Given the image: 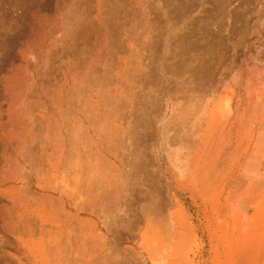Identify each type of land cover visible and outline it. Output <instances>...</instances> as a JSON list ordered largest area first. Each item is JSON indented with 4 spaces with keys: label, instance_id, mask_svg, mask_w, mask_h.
Instances as JSON below:
<instances>
[{
    "label": "rangeland",
    "instance_id": "obj_1",
    "mask_svg": "<svg viewBox=\"0 0 264 264\" xmlns=\"http://www.w3.org/2000/svg\"><path fill=\"white\" fill-rule=\"evenodd\" d=\"M48 33H53V39ZM61 34L63 40L60 38ZM40 35L44 38L39 37ZM47 35L50 38L48 40ZM40 44L45 45V49ZM47 44L55 46L50 45L51 48L46 49ZM39 49L45 52L48 50V56L47 52L42 55L40 53L38 60L36 52ZM50 49L54 50V54ZM52 55H56L53 60ZM68 57L73 60V64L76 61L75 66L71 65ZM23 61L28 68L32 67L27 75L29 91L23 90L25 93L18 86L21 83ZM40 61L51 63L49 68L53 66L50 71L44 63L43 72L49 69L45 73L46 78L44 73L35 70ZM35 63L39 64L34 66ZM63 67L69 71L76 67L70 72L72 76L77 75L73 77L76 86L77 80L80 82L82 78L83 84L87 80L91 82L83 88L81 82L77 86L86 88L91 99L80 88H75L78 93L75 94L76 100L75 95L72 97L71 94L75 90L70 93L71 99L66 92L68 101L64 95L60 96V100L56 98L59 96L57 90L60 80H63ZM38 73L42 76L36 77L35 74ZM50 75L54 83L50 90L54 87L55 91L46 94L49 97L45 96L47 100L44 97V104L41 105L36 87ZM9 77L14 78L12 89H8ZM40 77L45 79L42 81ZM77 77L82 78L79 81ZM78 90L85 95V100L89 99V102L83 99L84 102L92 103L96 98V103L101 107L94 103L99 106L95 108L99 112L92 116L95 111L91 110L95 105L90 103L89 119L92 117L95 120L93 117L100 114L102 108V115L98 114L99 117L102 116V132L105 130L109 133H97L105 137L96 135V132L93 135L95 129L91 124L95 121L91 120V123L88 119L87 141L85 140V145L89 142V152L86 150L89 153L88 160H91V164L95 163L93 167L96 170L103 171L97 176L104 175V178L93 175L96 171L94 172L90 163L88 172L91 174L87 173L90 179L87 178L90 182L88 184L93 188L100 179L103 182L96 187L97 190L88 187L93 190H88L90 194L99 193L97 204L100 205L101 202L103 213L115 204L112 199L113 191L117 189L122 192L119 203L107 211H114L118 217L113 219L111 215L102 216L100 212L101 219L99 218L100 222L96 226L99 238L109 242L114 249L113 257H116L119 264H264V0H0V172H6L4 185L0 176V188L7 187L11 179L15 183H21V176L24 175L19 187L22 186L20 191L24 190L26 195L24 199L23 193L19 191L23 198L18 196L14 201V194L18 195V191L13 195L0 193V248L5 245L8 254L1 249L0 252L7 258H19L9 259V264H12V260H15L13 263L20 264V261L31 263L40 258L39 255H34L30 244L33 243L32 239L34 242L37 239L36 243L49 241L38 240L42 223L46 230L57 229L51 223L45 222L48 221L46 217L49 219L55 210L50 209L49 204L42 207L38 203L43 197L40 187L45 185L49 188L50 184L47 182L51 180L47 178V164L44 162L53 153V147L45 140L48 132L45 125L56 114L51 113V100L53 103L58 102L56 105L59 104V107L60 103L61 106L66 104L62 106L65 109L60 107L58 111H68L71 121L68 118L66 121L69 124L75 123L72 115L77 118V113L74 116L71 110L75 113L78 107L71 100L73 98L78 103L82 100ZM97 91L101 96L95 94ZM30 92L34 93L31 95ZM55 98L57 102L54 101ZM15 99L21 102L17 101L16 107L11 111L10 104ZM20 103L26 108L25 111ZM27 105L30 113L27 112ZM70 105L74 108L71 109ZM19 109L20 112L30 114L27 117L24 115L27 119L32 114H38V118L35 116L34 120L40 121L43 116L45 118L40 122L42 125L36 121L28 124L24 118L26 126L31 124L34 127H27L32 129L27 130L34 133L31 135L36 141H29V136L27 144L21 135L23 142L20 145L26 143L22 150L19 147L16 149V140L11 139L15 133L10 132L15 127H9L8 121L15 116L14 111L18 112ZM18 114L23 116L24 113ZM44 114L48 116L45 117ZM22 116H19L21 121ZM98 120L96 119V123ZM66 121L63 123L67 125L62 123V126H68ZM102 121L100 120L101 123ZM51 122L54 125V120H50V125ZM4 123L9 125L4 126ZM6 127L11 129L5 130ZM28 131L26 137L29 135ZM5 133L14 144L4 138ZM72 133L69 135L67 132L73 140ZM90 137L92 138L89 139ZM95 137L104 138V143H101L103 149L98 150L100 156L97 150L94 151L99 148L93 145L96 144ZM64 139L71 140L66 136L60 140L63 144ZM72 140L70 142H74ZM60 141L57 139V142ZM29 142H33V146ZM40 146H44L45 151ZM98 159H102V164ZM88 160L86 157V162ZM17 161V166L21 162L19 168L15 167ZM63 163L66 165V159ZM10 166L13 169L10 170ZM90 168L93 169L92 172ZM93 176L99 179L95 184ZM26 198L30 199L32 205L22 208L19 203L26 202ZM14 202L19 205H14ZM87 208V213H90L92 209ZM23 210L25 214L29 210L31 214L35 213L28 214L33 217H30L31 222H27L28 219L24 222L28 215H21ZM5 211L18 216L13 219V215L8 214L13 223L16 219L15 222H21L22 226L23 222L21 232L12 231L16 223L11 227V221L9 224L6 222L7 218L4 220L5 216L8 217ZM41 211L46 216L43 219L38 216V213H43ZM59 220L60 223L61 220L64 221L62 215ZM8 224L12 233L7 227ZM76 225L75 223L76 229H79L80 225ZM82 226V230H75L79 232L78 235L83 233ZM47 234L44 237L41 235L42 238L46 240L49 237ZM65 234L61 237L62 241L67 240V237L64 238L67 235ZM74 237L72 243H76L77 237ZM50 240L53 242L52 237ZM75 245L81 247L82 241ZM83 251L85 249L82 248ZM1 260L2 264H8V259Z\"/></svg>",
    "mask_w": 264,
    "mask_h": 264
},
{
    "label": "bare ground",
    "instance_id": "obj_2",
    "mask_svg": "<svg viewBox=\"0 0 264 264\" xmlns=\"http://www.w3.org/2000/svg\"><path fill=\"white\" fill-rule=\"evenodd\" d=\"M68 25V24H67ZM65 28V27H64ZM40 29V28H39ZM63 28H61V30H62ZM54 30V29H53ZM39 31V30H38ZM43 31H44V29H43ZM64 31V30H63ZM73 31V30H72ZM37 32V31H36ZM42 32V31H41ZM48 32V31H47ZM53 32V31H52ZM50 33V32H49ZM49 33H48V35H49ZM53 34V33H52ZM52 34H50V35H52ZM64 34V33H63ZM48 35H47V40L48 39H50L51 37H53V35L52 36H50L49 35V37L50 38H48ZM56 35V34H55ZM54 35V36H55ZM60 35V34H59ZM62 35V34H61ZM39 37H43V35H40ZM38 38V37H37ZM44 38V37H43ZM42 38V39H43ZM60 38H62V40L64 39V37H63V35L60 37ZM39 39V38H38ZM51 39H53V38H51ZM55 39V38H54ZM45 40V39H44ZM47 40H45L44 42L45 43H48L47 42ZM33 41V40H32ZM67 41V40H66ZM55 42V41H54ZM53 42V43H54ZM63 42V41H62ZM65 42V41H64ZM34 43H36V42H34ZM34 43H32V44H34ZM44 43V44H45ZM49 43H50V41H49ZM66 43V42H65ZM70 43V42H69ZM68 44V43H67ZM41 46L43 45V44H40ZM40 45H36V46H39V47H41ZM50 45L52 46H55L54 44H49V46H48V44H47V48L46 49H48V47H50ZM63 45V44H62ZM44 46L45 45H43L42 46V48H44ZM79 47V46H78ZM38 48V47H37ZM51 48V47H50ZM53 48V47H52ZM64 48V47H63ZM45 49V48H44ZM57 49H58V47H57ZM40 51H38V52H36V54H38L37 55V59L39 60V58L41 57L40 56V53H41V55H42V53L43 54H46V52H47V56H48V50L45 52V50L44 51H42L41 49H39ZM52 49H50V51H51ZM65 50V49H64ZM54 50H52L51 52L54 54V52H53ZM57 50L55 49V52H56ZM79 51V50H78ZM32 52V51H31ZM51 52H49V53H51ZM58 52H59V49H58ZM65 52V51H64ZM30 54V53H29ZM33 54V53H32ZM56 54V53H55ZM59 54H60V52H59ZM58 53H57V55H59ZM98 54V53H97ZM45 55V56H46ZM50 56H51V54H49ZM62 55V54H61ZM100 55V54H99ZM30 56V55H29ZM36 56V55H35ZM34 56V57H35ZM44 56V55H43ZM53 57L51 58L52 60L55 58V56L54 55H52ZM39 57V58H38ZM67 57V56H66ZM25 58H29V57H25ZM47 58H50V57H47ZM69 58V62H71L72 64L71 65H73V66H75V63H76V61H74V64H73V60H71L70 59V57H68ZM30 59H32V58H30ZM41 59H43V58H41ZM95 59H97V58H95ZM94 59V60H95ZM33 60V59H32ZM36 60V59H35ZM46 60V59H45ZM59 60V59H58ZM63 60V59H62ZM71 60V61H70ZM48 61H50V59H48ZM93 61V60H92ZM24 62V61H23ZM35 62V61H34ZM41 63H43L42 65H43V67L41 68L40 66H41V63H40V65H38V64H33L34 66L36 65H38L39 67H37V69H35L36 71H40V73H44L43 72V68H45L44 67V63H46V67L47 68H49V64H51V63H49V64H47L48 62H43V61H40ZM51 62V61H50ZM67 62V61H66ZM98 62V61H97ZM33 63V62H32ZM65 63V62H64ZM63 63V64H64ZM86 63V62H85ZM90 63H92V62H90ZM68 63H66V65H67ZM70 64V63H69ZM99 64V63H98ZM101 64V63H100ZM24 68L21 70V71H23L22 72V77H21V83L18 85V86H20L21 87V89H19V90H21V92L24 90V91H26V89L29 91V86L30 85H28V87H27V84L29 83L28 82V79H27V75L28 74H30L29 72L31 71V69L30 68H32V67H30V68H28V65L26 66V64H25V62L24 63H22L21 64ZM20 65V66H21ZM58 65V64H57ZM87 65V64H86ZM96 65V64H95ZM25 66H26V68H25ZM33 66V67H34ZM65 66V65H64ZM85 66V65H84ZM88 66V65H87ZM53 67V66H52ZM51 67V68H52ZM62 67V66H61ZM66 67V66H65ZM72 67V66H71ZM71 67H70V69H71ZM93 67V66H92ZM34 68H36V67H34ZM39 68H41L42 69V72H41V69H39ZM46 68V69H47ZM51 68H49L50 69V71L52 70ZM68 68H69V65H68ZM76 68V67H75ZM75 68H74V70H75ZM78 68H80V67H78ZM21 69V68H20ZM49 69H48V71H49ZM62 69V68H61ZM73 69V68H72ZM71 69V70H72ZM71 70L69 71V69H67V68H64L63 67V70H62V72H63V80L61 79L60 81H61V83H59V86H58V93H59V96H57V95H55V97L56 98H59V100H60V96H63L64 95V98H66L67 99V101H68V99L70 98V93H71V91L73 92L74 90H75V88H80V90H83L84 92H83V94L84 93H86V95H87V91L85 90V89H82L83 88V86L85 85V84H87L88 82H90V81H88L87 80V82L85 83V84H83L81 81H83L84 79L82 78L85 74H84V72H83V76L80 78L81 79V81H80V79H79V81L81 82V85H82V88L81 87H77V86H80V82H78V80H77V86H76V83H74L73 81H74V79H73V77L76 75V74H74V76H72V74H70V72H71ZM74 70H72V71H74ZM88 70H90V68H88ZM95 70V69H94ZM16 71V70H15ZM33 71V70H32ZM45 71V73H46V71L47 70H44ZM47 71V72H48ZM80 72V71H79ZM89 72V71H88ZM35 73H37V72H35ZM40 73H38V75L37 74H35L36 75V77L37 76H42V75H39ZM43 74V76L46 78V74ZM51 73H53V71L51 72ZM81 73V72H80ZM31 74H32V72H31ZM33 75V74H32ZM32 75H30V76H32ZM79 75V74H78ZM87 75H89V74H87ZM11 76V75H10ZM48 76V75H47ZM55 76V75H54ZM71 76H72V78H71ZM77 76V75H76ZM98 76V75H97ZM16 77V76H15ZM20 77V76H19ZM33 77V76H32ZM44 77H40V78H42L41 80L43 81V78ZM50 77L52 78V76L50 75L49 76V78L47 77V80H45V82H40V83H38L37 84V87H36V91H37V94H38V96H39V99L41 100V105H43L44 104V101H45V99H46V97L48 96H46V94H50L49 92L50 91H52L53 90V88H52V90H50V88L52 87V86H54V83H52V79H50ZM29 78V77H28ZM44 78V79H45ZM87 78V77H86ZM85 78V79H86ZM89 78V77H88ZM92 78V77H91ZM9 79H10V81H8V84H9V87H8V89L10 88V89H12V83H13V81H14V78H11V77H9ZM36 79V78H35ZM50 79V80H49ZM96 79H98V78H96ZM30 80H31V78H30ZM38 80V79H37ZM36 80V81H37ZM76 80V79H75ZM32 81V80H31ZM30 81V82H31ZM53 81H55L54 79H53ZM98 81V80H97ZM33 82V81H32ZM76 82V81H75ZM37 83V82H36ZM91 83V82H90ZM95 83V82H94ZM93 83V84H94ZM32 85V84H31ZM57 86V85H56ZM86 86V85H85ZM89 86V85H88ZM74 87V88H73ZM93 87H95V86H93ZM31 88H32V86H31ZM30 88V90L32 91V89ZM35 88V87H34ZM98 88L99 87H97V90H98ZM80 90H78V92L80 91ZM90 90V89H89ZM96 90V89H95ZM23 91V92H24ZM35 91V90H34ZM53 91H55V89L53 90ZM86 91V92H85ZM93 91V90H92ZM98 91H100V90H98ZM96 92L95 94H97L98 93V95L99 96H101L100 94H99V92ZM66 92H67V94L69 95V98H68V96H66L65 94H66ZM81 92V91H80ZM101 92V91H100ZM25 93V92H24ZM31 93V95L34 93H32V92H30ZM19 95L21 94L20 93V91H19V93H18ZM56 94H57V92H56ZM72 94V97H74L73 95H75V94H78V93H76V90L73 92V93H71ZM94 93L92 94V95H95ZM53 95H54V92H53ZM80 95V94H79ZM89 95V94H88ZM88 95H87V97H88ZM91 95V94H90ZM90 95H89V97H90ZM97 95V96H98ZM12 96H14V95H12ZM16 96V95H15ZM21 96H23V95H21ZM24 96H25V94H24ZM23 96V97H24ZM27 96V95H26ZM46 96V97H45ZM66 96V97H65ZM81 98H82V100L81 101H79V103H78V101H73L74 99L72 98V100H71V102H76L77 104H75V105H77V107H78V109H76V111L77 112H75V113H73L72 112V110H71V113L72 114H74V116H75V114L77 113V118H76V116H75V118H73V115H72V120L73 119H75L73 122H75V123H70V124H72V126H70V124H69V122H67L66 121V119L69 121H71V118L69 119V115H70V117H71V114H69V112L67 111V110H64V111H67L66 113L65 112H63L62 110L63 109H65V107L63 108L62 106L63 105H66V104H62V106H61V103H60V101H59V103H60V107H61V109H60V112L58 111L59 109L58 108H60L59 107V104L58 105H56L58 102V100L55 98V102H57V103H53V101L51 100L50 102H52V104L54 105L55 104V107L52 105V112L51 113H56V114H54L55 115V117H53V118H49L48 119V122H47V124L45 125L46 127H47V129L45 128V130H48V132H47V134H46V142L48 141L49 142V144L51 143V145H52V147H53V153H50L49 154V157H47L46 155H47V152H45L46 154H45V156L47 157V158H45L46 159V162H44L45 164H47V167H46V174H48V179H51V180H49L47 183H49L50 184V186H49V188H47L48 186H46L45 187V185L43 186L42 185V187H40V189H41V191H42V195H43V197H42V195H41V197H42V199L38 202L40 205H42V207L43 206H48V204L51 206V208L50 209H53V210H55V212H53V214L55 213V215H49L50 217H49V219L46 217V216H44V211H41V212H43V213H38L37 215L38 216H40V218L41 219H43L44 217H46V219L48 220V221H46L45 220V222H49V223H51V226L53 225V226H55L57 229H55V231H54V229H53V231L52 230H46L45 228L46 227H44V225H43V223H42V225H41V227H40V225H39V227H40V235H39V238H38V240H40L41 242H42V240H44V242L45 241H47V240H49V241H47V242H45V243H36V241H37V239L36 238H34V239H36L35 240V242L33 241V239H32V244H30V246L32 247L31 248V250L33 251V253H34V255L35 256H38L39 255V259H37L36 258V261H33V262H31V263H24V261H20V262H22V263H20V264H119L118 262H117V260L115 259L116 257L114 256L113 257V254H114V249L112 248V246H110L109 245V242H107L106 240H103L102 239V237H100L99 238V236H98V233H99V231H98V228L96 227L97 226V224H99V222L100 221H98L99 220V218H100V212L103 214L102 216H104V214H106V215H111L112 217H113V219H115V218H117L118 217V214H117V216H116V214L114 213V211H111V212H107V211H110L111 209H112V207L113 206H116L115 204H118L119 202L118 201H120L121 200V198H120V195H121V191L120 190H115V192L113 191V196H112V199H113V201H114V205L109 209V210H107L106 211V213H103L102 212V210H103V207L101 208V202H99L100 203V205L99 204H97V200H98V197L100 196L99 195V193L98 194H95V195H93L94 193H97V192H94L93 194H90L92 191H91V189H94L95 188V190H97V188L99 187V185L101 186L102 185V183L100 182V180L98 179L99 177H101V176H103V178H104V175H99V177L97 176L98 174H101V172H103V171H98V170H96L94 167H95V163H93V164H91L90 163V161L91 160H88V156H89V148H87V143H89V142H86V145H85V140H86V129H87V125H88V119H89V116H88V114H89V111L91 110L89 107H91V106H89L90 105V103H88L89 102V99H87L88 100V102H84L83 101V99H84V96L85 95H82V92H81ZM96 96V97H97ZM98 96V100H99V97ZM29 97V96H28ZM33 97V96H32ZM44 97H45V99H44ZM49 97V96H48ZM50 97H51V95H50ZM77 97V95H75V100L77 99L76 98ZM88 97V98H89ZM93 97V96H92ZM30 98H31V96H30ZM64 98L62 97L61 99H63L64 100ZM24 99V98H23ZM26 99V98H25ZM24 99V100H25ZM32 99V98H31ZM51 99V98H50ZM50 99H48V100H50ZM71 99V98H70ZM90 99H91V97H90ZM93 99V98H92ZM35 100V99H34ZM33 100V101H34ZM47 100V99H46ZM85 100V99H84ZM87 100H85V101H87ZM96 100V98H94V100L93 101H95ZM14 102L16 101V103H12V104H10L11 105V107H10V110L13 108H15L16 107V105H17V99H15V100H13ZM32 101V104L34 103ZM38 101V100H37ZM62 101V100H61ZM64 101H66V100H64ZM66 101V102H67ZM90 101H92V100H90ZM92 101V103L94 104V103H96V101L95 102H93ZM18 102H21V100L20 101H18ZM36 102V101H35ZM70 102V101H69ZM68 102V103H69ZM100 103H101V101H99ZM40 103L38 104V105H40ZM91 103V104H92ZM98 103V102H97ZM96 103V104H97ZM21 104V103H20ZM27 104V103H26ZM30 105H31V103H29ZM49 104V105H50ZM69 104H72V103H69ZM88 104V105H87ZM99 104V103H98ZM21 105H23V104H21ZM37 105V106H38ZM68 105V104H67ZM95 105V104H94ZM20 105L18 104V108H20L19 107ZM26 106V105H25ZM28 106L29 105H27V112L28 113H30L29 112V110H28ZM34 106V105H33ZM57 106V107H56ZM71 106V109L72 108H74V106L72 107V105H70ZM99 106L101 107V105L99 104ZM99 106H96L95 105V107H94V109L97 107V108H99ZM22 107V106H21ZM68 107H69V105H68ZM92 107H93V105H92ZM32 108V107H31ZM50 108V109H51ZM57 108V109H56ZM76 108V107H75ZM12 109V110H13ZM17 109V108H16ZM24 111L26 110V108L24 107V105H23V108H22ZM30 109V108H29ZM38 109H40V108H38ZM66 109H69V108H67L66 107ZM91 110V111H95V113H94V115H92V116H95V114H96V112H99V110L98 109H95V110ZM11 110V111H12ZM22 110V111H23ZM34 110V109H33ZM97 110V111H96ZM101 110H102V108L100 109V114L99 113H97V116H98V114L99 115H102V113H101ZM56 111H58L59 112V115H58V112H56ZM62 111V112H61ZM70 111V110H69ZM15 113V116L13 115V114H10V116H12L13 115V117L11 118V117H9V118H11V120H8L9 122V124H10V126L9 127H11V128H14L13 130L11 129V128H5V130L6 129H8V130H10L11 129V131L12 132H10V131H6L7 132V134H9V132H10V134H14V136L13 135H11V137L13 136V138H11L12 140L14 139V140H16V143H17V145L15 146L16 147V149H17V147H19L18 149L19 150H22V149H24L23 147H24V145L23 144H25L26 145V143L28 144V142H27V138L29 137V136H31V138L29 137V141H32L33 140V138H32V135H31V133H30V131L32 130V129H28L30 126H32L31 124H30V126L28 127V126H26V124H25V119H27V118H25V116L27 117V115H30V114H28L27 112H20V109L18 110V112L15 110L14 111ZM16 112H17V114L18 113H24L23 114V116L21 115V114H18L19 116H22L23 117V120L21 121V118L18 116V117H16ZM26 113V114H25ZM33 113V112H32ZM31 113V114H32ZM45 113V112H44ZM60 113H64V117L62 116V114H61V117H63V118H61L60 117ZM67 113H68V115H67ZM36 114V113H35ZM52 114V115H53ZM90 114H92V113H90ZM25 115V116H24ZM38 114H36V115H31L30 116V118L32 119V121H29V116H28V118L29 119H27L26 121H27V123L29 122V123H31V122H33L34 121V123H35V121L36 122H39V124H43V123H40V122H42L45 118H44V116L42 117V121L40 120V121H38V120H34V118H38V116H37ZM45 115V114H44ZM52 115H50L51 117H52ZM53 115V116H54ZM66 115H67V117H66ZM36 116V117H35ZM39 116H40V114H39ZM46 116H48L47 114L45 115V117ZM49 116V117H50ZM96 116V117H97ZM66 117V118H65ZM90 117H91V115H90ZM93 117L95 120H93L92 119V117L89 119L90 121L91 120H93V121H95L94 122V124H91L92 125V127H94V129H95V131H93V133L94 132H96V135H99V136H103V137H105V135H101V134H97V133H105L106 131L104 130L103 132H102V130H103V121H102V116L101 117ZM20 118V119H19ZM25 118V119H24ZM40 118V117H39ZM48 118V117H47ZM46 118V119H47ZM61 119H62V122H61ZM65 119V120H64ZM96 119H99L98 121L100 122V120L102 121V123L100 122V123H98V121H97V123H96ZM50 120L51 121H53L54 120V122H53V124L54 125H52V122H51V125L53 126V128L51 127V125H50ZM47 121V120H46ZM45 121V122H46ZM67 122L68 123V126H62V123L63 122ZM93 121H91V123H93ZM13 122V123H12ZM22 122V123H21ZM3 123V122H2ZM2 123H1V125H2ZM8 123H4L5 125L4 126H8L9 124ZM28 123V124H29ZM97 124V126H94V125H96ZM33 124V123H32ZM36 124H38V123H36ZM64 124V123H63ZM66 124V123H65ZM64 124V125H65ZM101 124V125H100ZM12 125V126H11ZM67 125V124H66ZM90 125V124H89ZM14 126V127H13ZM26 126V127H25ZM36 126V125H35ZM3 127V126H2ZM1 127V128H2ZM28 127V128H27ZM42 127V126H41ZM44 127V126H43ZM90 127V126H89ZM30 128H34L33 126L32 127H30ZM39 128V127H38ZM38 128H37V130H38ZM91 128V127H90ZM4 129V128H3ZM24 129H26V132L28 131V130H30V131H28V133H29V135L26 137V132H25V130ZM28 129V130H27ZM36 129V128H35ZM40 129V128H39ZM104 129H105V127H104ZM2 130V129H1ZM13 131H16V132H13ZM36 131V130H35ZM89 131V130H88ZM110 131V130H109ZM113 131V130H112ZM131 131V130H130ZM34 132V131H33ZM40 132V131H39ZM42 132H45V131H42ZM41 132V133H42ZM67 132H69V135L72 133L73 134V140H74V142H70L71 140H72V138L71 137H69V135L67 134ZM27 133V134H28ZM106 133H108V131L106 132ZM105 133V134H106ZM111 134H112V132H110ZM6 134V133H5ZM6 134V136H8V137H6L4 134H2V135H4L3 137L4 138H6V139H8V138H10V134L9 135H7ZM23 134H25V135H23ZM33 135H34V133H32ZM40 134V133H39ZM109 134V133H108ZM110 134V135H111ZM21 135H22V137L24 138V140H25V142L26 143H23L22 145H20L22 142H23V139H21ZM38 135V134H37ZM41 135V134H40ZM43 135H45V134H43ZM42 135V136H43ZM68 136V139L70 138L71 140H65L64 139V141H62V142H64V144L63 143H61V139H63L64 137H66V136ZM89 135V134H88ZM87 135V136H88ZM93 135H95V133L93 134ZM113 135V134H112ZM35 136H36V133H35ZM92 136V135H91ZM15 137V138H14ZM96 137H98V136H96ZM95 137V139H96V144L94 143L93 145L95 146V145H97V146H95V148L97 147L98 149H95L94 151H98V150H101V149H103L102 148V146H101V143L103 142L104 143V138L102 139V138H100V141H99V138H96ZM123 137V136H122ZM35 138V137H34ZM37 138H38V136H37ZM40 138H41V136H40ZM39 138V139H40ZM92 137H90L89 139H91ZM94 138V137H93ZM32 139V140H31ZM36 139V138H35ZM34 139V140H35ZM43 139V140H44ZM57 139H59V141H60V143L59 142H57ZM88 139V138H87ZM95 139H92V140H94V142H95ZM97 139H98V141H97ZM106 139V138H105ZM108 139H110L111 140V137H109ZM118 139V138H117ZM5 140V139H4ZM9 141H10V139H8ZM11 140V141H12ZM13 140V141H14ZM33 140V141H34ZM72 140V141H73ZM91 140V141H92ZM109 140V141H110ZM116 139H114V141H115ZM1 141H3V140H1ZM10 141V142H11ZM12 141V142H13ZM22 141V142H21ZM36 141V140H35ZM34 141V142H35ZM87 141V140H86ZM89 141V140H88ZM106 141V140H105ZM5 142V141H4ZM3 142V143H4ZM7 142V141H6ZM5 142V143H6ZM11 142V143H12ZM42 142H44V141H42ZM93 142V141H92ZM29 143H33V142H29ZM108 143V142H107ZM110 143H112V142H110ZM113 143H115V142H113ZM112 143V144H113ZM0 144H2V143H0ZM10 144V143H9ZM13 144H14V142H13ZM30 144V145H31ZM35 144V143H34ZM42 144H44L45 145V143H42ZM42 144H40V145H42ZM92 144V143H91ZM5 145V144H4ZM21 147H20V146ZM30 145H27L28 147L30 146ZM103 145V144H102ZM111 145V144H110ZM6 146V145H5ZM5 146H3V147H5ZM31 146H33V144L31 145ZM47 146V145H46ZM112 146V145H111ZM36 147V146H35ZM41 147V146H40ZM86 147V148H85ZM5 148H7V147H5ZM22 148V149H21ZM43 148V151H45V147L44 146H42L41 147V149ZM110 148V147H109ZM41 149H39V150H41ZM49 149V148H48ZM47 149V150H48ZM31 150V149H30ZM29 150V151H30ZM46 150V151H47ZM88 152H87V151ZM26 151V150H25ZM28 151V150H27ZM32 151H34V150H32ZM42 150H41V152H43ZM48 151H50V149L48 150ZM102 151V150H101ZM114 151V150H113ZM22 152L23 151H21V154H22ZM86 152L88 153V154H86ZM100 151H98V155L100 156V153H99ZM32 153V152H31ZM102 153V152H101ZM18 154V153H17ZM23 154L25 155V153L23 152ZM40 154V153H39ZM60 154V155H59ZM40 155H42V154H40ZM65 155H68V156H65ZM87 155V156H86ZM97 155V156H98ZM26 157H27V155H25ZM25 156H24V159H25ZM31 156V155H30ZM58 156H60L59 158H58ZM96 156V155H95ZM96 156V157H97ZM22 157V156H21ZM66 157V158H65ZM86 157H87V160L89 161V162H86ZM31 158V157H30ZM34 158V157H33ZM41 158L43 159V157L41 156ZM94 158V157H93ZM101 158H103L102 157V154H101ZM7 159V158H6ZM45 159H43V160H45ZM65 159H66V165H63L64 163V161H65ZM16 160V159H15ZM28 160H30L29 158H28ZM98 160H100V159H98ZM98 160H97V162H98ZM96 161V160H95ZM94 161V162H95ZM101 161H102V159L100 160V163H101ZM30 162V161H29ZM28 162V163H29ZM104 162V161H103ZM16 163V166L15 167H18L19 165H20V163L21 162H19V164H18V166H17V163H18V161L17 162H15ZM92 165V168L94 169V172L96 173V175H95V173L93 174L94 176H97L98 178H96V177H94L93 176V179L95 178V181H93V183L95 182H98L97 180H99V183H94L95 184V186H94V188L92 187V185H89L88 183H90L89 182V179H90V176H88V174L87 173H89L88 172V169H89V166H91L90 164ZM9 164V163H8ZM31 164V163H30ZM87 164H89V165H87ZM102 164V163H101ZM28 165V164H27ZM12 166V165H11ZM8 167L9 169L10 168H12V167ZM22 166V165H21ZM23 166L25 167V164H23ZM22 166V167H23ZM30 166V165H29ZM94 166V167H93ZM20 167V166H19ZM18 167V168H19ZM27 167V166H26ZM41 167V166H40ZM101 168H102V165L100 166ZM99 167V169H101ZM31 168H32V166H31ZM35 168V167H34ZM92 168H90V172H92L91 170H93ZM112 168V167H111ZM8 169V170H9ZM13 169V168H12ZM33 169V168H32ZM39 169V168H38ZM113 169V168H112ZM111 169V170H112ZM11 170V169H10ZM18 170V169H17ZM16 169H14V171H17ZM21 170V169H20ZM19 170V171H20ZM23 170H24V168H23ZM29 170V169H28ZM34 170V169H33ZM102 170H104V169H102ZM6 170H4V172H5ZM19 171H18V173H19ZM29 171H31V170H29ZM39 171V170H38ZM11 172H13V171H11ZM10 172V173H11ZM21 172V171H20ZM33 172V171H32ZM34 172H37L36 170L34 171ZM43 172V171H42ZM99 172V173H98ZM1 173V172H0ZM6 173V172H5ZM5 173H3V171H2V175H0L1 176V178H3V182H2V184L4 185L5 183H6V180H5V178H6V174ZM23 173V172H22ZM22 173H20V174H22ZM9 174V173H8ZM7 174V175H8ZM14 174V173H13ZM25 174H26V171H25ZM27 174H28V172H27ZM37 174H39V173H37ZM89 174H91V173H89ZM119 174V173H118ZM17 175V174H16ZM19 175V174H18ZM17 175V176H18ZM120 175V174H119ZM11 176H12V173H11ZM15 176V175H14ZM27 176V175H26ZM35 176V175H34ZM38 176V175H37ZM36 176V177H37ZM33 177V176H32ZM87 177H89V179H88V181H87V179L86 178ZM92 177V176H91ZM15 178H17V177H15ZM22 178H25V176L24 175H22L21 176V179H20V177L18 178V179H20L21 180V183H22ZM35 178V177H34ZM43 178V177H42ZM102 178V177H101ZM102 178V179H103ZM8 179V178H7ZM14 179V178H13ZM30 179V178H29ZM92 179V178H91ZM92 179V180H93ZM122 178L120 177V180H121ZM12 180V179H11ZM9 181V185L7 186V187H5L4 189H2V188H0L1 189V191H0V193H2V192H4V195L6 194V193H8V194H10V193H12V195H13V193H15V191L17 192H19L21 189H20V187H22V186H20L19 187V185L21 184L20 183V181L19 182H17V183H19V184H17V183H15L14 181ZM17 180V179H16ZM24 180V179H23ZM38 180V179H37ZM45 180V179H44ZM47 180V179H46ZM119 180V181H120ZM30 181V180H29ZM91 181V180H90ZM102 181H104V180H102ZM125 181V180H124ZM123 181V182H124ZM27 184H28V182H27V180L25 181ZM127 182V181H126ZM26 183H23V184H26ZM30 183V182H29ZM40 183V182H39ZM46 183V184H47ZM101 183V184H100ZM1 184V185H2ZM38 184V183H37ZM43 184V183H42ZM48 184V185H49ZM53 184V185H52ZM93 184V185H94ZM16 185H17V187H16ZM22 185V184H21ZM34 185V184H33ZM39 185V184H38ZM89 185V186H88ZM27 186V185H26ZM26 186H24V187H26ZM39 186H41V184L39 185ZM92 188H91V187ZM88 187H90V188H88ZM97 187V188H96ZM122 187V186H121ZM19 188V189H18ZM47 188V190H45ZM16 189H18V190H16ZM28 189V188H27ZM35 189V188H34ZM90 189V191H88ZM102 189V188H101ZM109 190V189H108ZM24 191V190H23ZM23 191H20L21 193H23ZM6 192V193H5ZM19 192V194L18 195H16V193L14 194L15 195V197H14V199L17 197V198H23L24 197V193L22 194L23 195V197H21L20 196V193ZM103 193V192H102ZM105 193V192H104ZM107 193V192H106ZM108 194H110V192L108 191ZM108 194H106V195H108ZM103 195V194H102ZM105 195V196H106ZM123 195V194H122ZM7 196V195H6ZM10 196V195H9ZM19 196V197H18ZM25 197H26V195H25ZM25 197H24V199H25ZM104 197V196H103ZM103 197H101V199H103ZM111 197V196H110ZM120 198V199H119ZM24 199H21V200H24ZM27 199V198H26ZM100 199V198H99ZM8 200H11V198L10 199H8ZM108 200V199H107ZM111 200V199H110ZM14 201H16V199L14 200ZM19 200L17 199V202H18ZM105 201V200H104ZM103 201V202H104ZM31 201H30V199L28 200L27 199V201L26 202H24V201H20V205L19 204H16L15 202H14V205L16 204V205H19V206H22V208H26V207H28V205L29 204H31L32 205V203H30ZM102 202V203H103ZM11 204L13 203V202H10ZM111 203V202H110ZM107 204V203H106ZM109 204V203H108ZM13 205V206H14ZM38 205V204H37ZM37 205H35V206H37ZM39 205V206H40ZM99 205V206H98ZM103 205H104V203H103ZM12 206V207H13ZM30 206V205H29ZM38 206V207H39ZM95 206V207H94ZM15 207V206H14ZM87 207H89V208H91L92 210L91 211H89L90 213H87ZM93 207V208H92ZM108 206H106V208H107ZM4 208H5V205H4ZM3 208V209H4ZM104 208H105V205H104ZM117 208V207H116ZM31 209H32V207H31ZM40 209V208H39ZM46 209V208H45ZM16 210V209H15ZM14 210V211H15ZM114 210V209H113ZM12 211V213H14L15 214V212L17 211ZM28 210H26V212H27ZM49 211V210H48ZM25 212V210H23L22 212H21V215H23V214H25L24 213ZM29 213H30V215H33V213L31 214V211L29 210L28 211ZM5 213L7 214V216L8 217H6L5 216V219L4 218H2V219H4V220H6V218H7V220H6V222H10L11 221V227H13L12 225H14L15 223L17 224H15L14 226L15 227H13L14 228V230H13V228H12V231H14V232H18V230H19V232H21L22 230H21V228H23L24 226V224H23V222H22V226H21V222H15V220H14V223L12 222L13 220H11L12 218L11 217H9V215L10 216H12L13 214H9V213H7L6 211H5ZM10 213H11V211H10ZM28 213V214H29ZM117 213V212H116ZM9 214V215H8ZM27 214V213H26ZM25 214V215H26ZM27 214V215H28ZM35 214V213H34ZM30 215H28V216H25V218H24V216L22 217V218H24L25 220H24V222L26 221V219H28L27 220V222H31L32 221V219H33V217L32 216H30ZM57 215H59V216H57ZM61 215L63 216V219H64V221L62 222V220H61V223H60V218H61ZM106 215H105V217H106ZM48 216V215H47ZM4 217V216H3ZM14 215H13V219H14ZM18 216L16 215V217L15 218H17ZM26 217H28V218H26ZM30 217H32V219L30 218ZM10 218V219H9ZM107 218V217H106ZM101 219V218H100ZM19 220H21V219H19ZM17 221V220H16ZM21 221H23V220H21ZM5 222V223H6ZM98 222V223H97ZM41 223V222H40ZM63 223H64V225H63ZM75 223L77 224V225H80V226H78L79 227V229H81L82 230V228H81V225H83L82 227H83V233L80 235H78V233L75 231V230H79V229H76V227H75ZM84 223V224H83ZM4 224V223H3ZM10 224V223H9ZM8 224V225H9ZM7 225V227H9L8 229H9V231L11 230V227H10V225L8 226ZM30 225H32V223H30ZM76 225V226H77ZM84 225H85V227H84ZM46 226V225H45ZM49 226V225H48ZM86 226H88L87 228H89L88 230L86 229ZM6 227V226H5ZM17 227V229H15ZM19 227V228H18ZM53 228V227H52ZM85 228V229H84ZM96 228H97V231H96ZM5 229V228H4ZM3 229V230H4ZM8 229H7V231H8ZM15 230H17V231H15ZM1 231V230H0ZM12 231H10V233H12ZM84 231H87V232H84ZM97 233H96V232ZM102 231H104V229L102 230ZM108 230H105V232H107ZM110 231V230H109ZM108 231V232H109ZM46 232H48V234L46 233ZM47 234V237H45V238H47L46 240L44 239V238H42V236L44 237L45 236V234ZM67 235H66V234ZM39 234V233H38ZM66 235V236H64V238H66L67 237V242L66 241H64V239H63V241H62V236L63 235ZM68 234H69V237L71 238L70 240H68L69 239V237H68ZM103 234H105V233H103ZM110 233H108V235H109ZM13 235V234H12ZM16 235V234H15ZM42 235V236H41ZM77 237V238H75V237ZM79 236H80V238H79ZM34 237H37L36 235L34 236ZM41 237V238H40ZM51 237H52V241L53 242H51ZM62 237V238H61ZM73 237L75 238V240H76V243L75 242H73L72 243V239H73ZM105 237V236H104ZM110 237V236H109ZM50 238V239H49ZM105 238H107V237H105ZM113 238V237H112ZM6 240H8V239H6ZM5 240V241H6ZM74 240V239H73ZM4 241V242H5ZM82 241V245H81V247L80 246H78V245H75V244H77V242L79 243V242H81ZM3 242V243H4ZM8 242V241H7ZM75 243V244H74ZM92 243V244H91ZM4 245V244H3ZM83 246V247H82ZM4 248V249H3ZM82 248L83 249H85V251H83L82 252ZM2 251L4 250L5 251V245L4 246H2L1 245V248H0ZM0 252V253H2V255L0 254V257H1V259H3V260H5V258L6 259H8V264H9V259H12V258H14V256L12 257V258H7V256L5 257V255H3V252ZM5 254H8V253H6V251L4 252ZM83 253V254H82ZM10 255V254H9ZM8 255V256H9ZM11 256H12V254H11ZM5 257V258H4ZM10 257V256H9ZM16 258H18V257H16ZM16 258H14L15 260H16ZM0 259V260H1ZM32 259V258H31ZM15 260H12V264H16V263H13ZM18 260H19V258H18ZM2 261V260H1ZM5 262H7V261H4V263ZM3 263V261L1 262V264ZM5 264H7V263H5Z\"/></svg>",
    "mask_w": 264,
    "mask_h": 264
}]
</instances>
